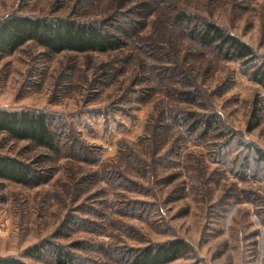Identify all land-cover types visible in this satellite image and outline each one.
I'll use <instances>...</instances> for the list:
<instances>
[{"label": "rangeland", "instance_id": "1", "mask_svg": "<svg viewBox=\"0 0 264 264\" xmlns=\"http://www.w3.org/2000/svg\"><path fill=\"white\" fill-rule=\"evenodd\" d=\"M180 11L236 36L254 60L201 47L172 26ZM12 14L121 18L111 27L127 44L48 55L28 43L0 58V110L48 114L60 147L0 134V155L41 178L0 180V257L56 264L52 243L75 264H126L181 238L192 251L174 264H264V89L251 79L264 61V1L0 0V20ZM175 113L218 122L204 136Z\"/></svg>", "mask_w": 264, "mask_h": 264}, {"label": "trees", "instance_id": "2", "mask_svg": "<svg viewBox=\"0 0 264 264\" xmlns=\"http://www.w3.org/2000/svg\"><path fill=\"white\" fill-rule=\"evenodd\" d=\"M89 1V0H86ZM264 1V0H262ZM120 16V15H119ZM108 21L84 22L73 16L69 17H33L24 14H12L0 20V58L16 52L28 43H34L48 55L63 52L72 53H110L123 49L127 42L118 35L123 32L121 26L112 29L120 19L112 17ZM187 12H178L173 17L172 26L181 28L191 40L201 47L213 48L218 55L228 61H253V49L222 27L208 21L194 23ZM112 22V23H111ZM170 73L172 70L163 69ZM251 79L264 89V61L256 64L251 72ZM192 95V94H191ZM195 102V97L189 99ZM175 113L172 121H179L188 126L190 133L204 131V136L212 132L218 122L217 115L199 118V115ZM189 118V119H187ZM191 118V119H190ZM0 134H6L18 141H28L52 152H59L57 136L53 132L50 118L44 112L4 111L0 110ZM264 162V153L258 151ZM39 174L32 167L14 157L0 155V180L22 186H36L41 183ZM56 264H75L76 257L68 247L49 243ZM46 246L33 248L41 253ZM192 251L190 244L181 238L163 243L148 244L138 248L127 257L126 264H174ZM30 253V252H29ZM32 253V252H31ZM30 253V254H31ZM0 264H27L18 257H0ZM191 264H207L197 259Z\"/></svg>", "mask_w": 264, "mask_h": 264}]
</instances>
